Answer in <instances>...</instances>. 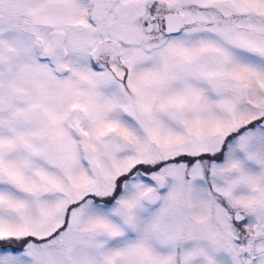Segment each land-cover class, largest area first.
Segmentation results:
<instances>
[{
  "label": "snow or ice",
  "instance_id": "6c2138e0",
  "mask_svg": "<svg viewBox=\"0 0 264 264\" xmlns=\"http://www.w3.org/2000/svg\"><path fill=\"white\" fill-rule=\"evenodd\" d=\"M0 264H264V0H0Z\"/></svg>",
  "mask_w": 264,
  "mask_h": 264
}]
</instances>
